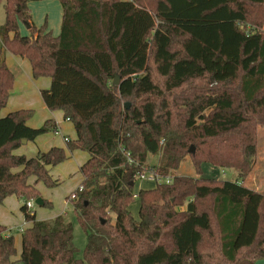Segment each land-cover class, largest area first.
<instances>
[{"label":"trees","instance_id":"obj_1","mask_svg":"<svg viewBox=\"0 0 264 264\" xmlns=\"http://www.w3.org/2000/svg\"><path fill=\"white\" fill-rule=\"evenodd\" d=\"M31 1L0 0V203L16 195L31 221L20 261L264 264V193L243 183L256 126H264V0H60L58 35L33 22ZM7 51L27 58L34 77H51L42 99L73 122L68 150L89 154L72 199L87 235L83 258L63 214L37 219L26 206L40 197V180L57 184L46 165L69 156L59 146L33 157L14 152L58 126L53 119L30 126L31 108L1 115L15 83ZM149 155L161 164L147 165ZM187 155L197 177L172 175L135 194L142 174L167 176ZM204 162L232 168L235 177H204ZM136 195L137 219L130 211ZM16 252L0 223V264Z\"/></svg>","mask_w":264,"mask_h":264},{"label":"rangeland","instance_id":"obj_2","mask_svg":"<svg viewBox=\"0 0 264 264\" xmlns=\"http://www.w3.org/2000/svg\"><path fill=\"white\" fill-rule=\"evenodd\" d=\"M32 4V5H31ZM30 4V9L33 15V22L37 26L43 25L47 22L49 29L55 30L57 25L60 27L62 22V5L60 0H35L32 1ZM4 21V18H3ZM61 30V29H60ZM21 34H29V30L25 25L21 23L20 27ZM56 31V30H55ZM53 32V31H52ZM60 33V31H59ZM40 100H42V96H37ZM11 100H9L8 104L1 109V115H6L10 111L17 107L16 105H11L10 102L15 100V94L12 91L10 93ZM123 104L129 103L130 101L122 100ZM32 109V108H31ZM37 110H34L33 118H36ZM34 119L28 121V124L31 123ZM66 129L67 126L72 124V121H66ZM42 125V124H41ZM66 136L72 140L74 137L73 134L70 132L69 134L67 131H64ZM256 133H257V151L254 157L253 165L248 172V174L243 179V183L253 189L259 190L264 193V126L258 125L256 126ZM59 146L63 148H67V141L61 135H56L54 132L49 131L46 132L35 140H31L28 143H23L19 148L14 149L15 153H21L28 156L36 155L39 152H46L52 146ZM68 159L65 161L57 164L56 166L52 167L50 173L53 179H57V184L54 186H48L43 180H40L37 184L40 190V197L46 199L47 201L51 202L50 206H41L36 204L35 208L30 210L31 212H36L37 216L41 219L49 220L54 218L59 214H63L67 220L72 223L73 227V234H74V243L78 248L77 256L83 258V252L87 243V235L86 232L81 227L79 221L77 220V216L74 210V205L71 199V194L75 193V190L78 188L81 180V176L78 172L79 165L86 159V154L83 151L75 150L72 153H69ZM85 155V156H84ZM162 162L160 155H149L146 164L150 166H159ZM202 168V176L214 178V179H228L231 180L235 177V171L232 168L226 167H219L212 165L209 162H204L201 165ZM17 170H20L18 167ZM188 175L197 177L198 173L196 172L191 156L187 155L181 162L179 168L176 170H170V174L168 173L167 176H164L160 181H165L167 177L172 179V175ZM150 173L145 175V178H138L135 182L134 192L135 194L141 188H151L158 181L156 179L150 178ZM66 197H70L69 203L65 204ZM31 200V199H30ZM35 202V199H32ZM4 202V201H3ZM2 202V203H3ZM23 202V201H22ZM139 203L140 200L138 196H135L134 201L130 204V211L132 215L137 219L139 217ZM5 204L7 205L8 215H11L7 220L8 229L11 230L12 234L14 235L15 246L17 249L16 254L12 257L13 262L11 264H23L20 261V252L22 249L21 243V229L20 223L23 222V218L20 215L22 210L20 209L21 202L18 201L15 195L8 196L6 198ZM24 203H22L23 205ZM1 205V204H0ZM264 262V260H263ZM88 264V263H85Z\"/></svg>","mask_w":264,"mask_h":264},{"label":"crops","instance_id":"obj_3","mask_svg":"<svg viewBox=\"0 0 264 264\" xmlns=\"http://www.w3.org/2000/svg\"><path fill=\"white\" fill-rule=\"evenodd\" d=\"M31 3H32V1L29 3V5ZM4 7H5L4 3H1L0 4V24L4 22L3 18L5 20V8ZM60 29H61V24H60V27H58V25H57V27L55 29L56 31L55 30H52V31L55 35H58ZM6 61H7L8 66L11 68V70L15 74V83H14V86H13L11 92L12 91L14 92L16 98H15V100H12L10 102V104L16 105L17 107H15V108H18V109L32 108L33 110L38 111L36 114V118L35 119L33 117L31 118L34 120L31 123H29L30 126L38 127V126H41V124H43L47 119H53L56 122L58 129H57V131H52V132H54L56 135H61L64 138V140L67 142H68V140H70V137L68 138V136H66L67 134L64 131H67L68 134L71 132L74 136V137H72L73 138L72 140H74L77 137L76 129H75L74 124L72 122V124L67 126V130H65L66 124H67L66 121L70 122V120L64 116V111L62 109L51 110L46 106L43 99L40 100L41 98L39 99L38 97H36L37 94H39V96H41V90L42 89H47L51 86V81H52L51 77H49V76H41L38 78L34 77L33 73H32V67H31L29 60L25 57H21L19 55H14L8 51L6 52ZM9 100H11V98ZM9 100H8V102H9ZM14 110H17V109H14ZM14 110H12V111H14ZM31 119H29V120H31ZM28 121H27V123H28ZM63 133L66 135H64ZM66 137L68 138V140H66ZM28 142L29 141H27V143ZM66 150H67V154L69 156L70 155L69 153H72L73 151L80 150V149H75L73 151H69L68 147H67ZM80 151H83V150H80ZM83 152H85V154H86V159L79 165V169H80V166L89 158V154L86 151H83ZM36 155H33V156H36ZM33 156H28V157H33ZM79 169H78V172L81 176V180H80V183H81L83 177H82V174H81ZM32 180H34V179L32 178ZM153 187H155V185ZM9 196H11V195H9ZM6 198H8V196ZM6 198H5L3 203H0L1 204L0 205V223L5 225L7 227V230H9V232L12 233L11 230L8 229V226H10V224L7 225L8 224L7 220L9 219V217L11 215L7 216L8 209H7V205L5 204ZM17 199H18V197H17ZM18 201L21 202L20 209L22 210V203L23 202L20 199H18ZM69 201H70V199L68 197H66L65 204L69 203ZM41 206H43V205H41ZM34 213L36 214L37 219H41L37 216L36 212H34ZM20 215L23 218V222L20 223L21 224L20 229H21V234H22L23 231L25 230V228H27L31 225V221H28L25 219V214H24L23 210H22V212H20ZM21 242H22V235H21Z\"/></svg>","mask_w":264,"mask_h":264},{"label":"built area","instance_id":"obj_4","mask_svg":"<svg viewBox=\"0 0 264 264\" xmlns=\"http://www.w3.org/2000/svg\"><path fill=\"white\" fill-rule=\"evenodd\" d=\"M66 140H68L67 137H66ZM148 173H150V176H149V177H150V178H153V179H156V181H160V180L163 178V176H161V175H159V174H155V173H153V172H148ZM146 174H147V173L142 174V175L140 176V178H145V175H146ZM163 179H164V178H163ZM165 181L169 182V181H171V178L167 177ZM161 182H162V181H161ZM74 198H75V193L71 194V199H74ZM35 205H36V203H35L32 199L26 201V206H27V208H28L29 211L32 210V209H34ZM30 212H31V211H30Z\"/></svg>","mask_w":264,"mask_h":264},{"label":"water","instance_id":"obj_5","mask_svg":"<svg viewBox=\"0 0 264 264\" xmlns=\"http://www.w3.org/2000/svg\"><path fill=\"white\" fill-rule=\"evenodd\" d=\"M113 82H114L115 84H118V83L120 82V76H119V75H116V76H115V79H114ZM126 106L129 107V103H126ZM23 142L26 143L27 140L24 139ZM189 152H191V153H192V152H195V146H194V145L191 146V148L189 149ZM52 167H53L52 164H48V165H46V168H47L48 170H50ZM132 184H133V182H132ZM35 203L38 204V205H43V203H44L43 198H42V197H37V198L35 199Z\"/></svg>","mask_w":264,"mask_h":264}]
</instances>
